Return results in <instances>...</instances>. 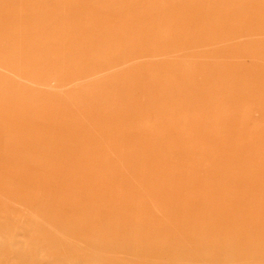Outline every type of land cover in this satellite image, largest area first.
<instances>
[{
    "label": "rangeland",
    "instance_id": "rangeland-1",
    "mask_svg": "<svg viewBox=\"0 0 264 264\" xmlns=\"http://www.w3.org/2000/svg\"><path fill=\"white\" fill-rule=\"evenodd\" d=\"M240 263L264 0H0V264Z\"/></svg>",
    "mask_w": 264,
    "mask_h": 264
},
{
    "label": "crops",
    "instance_id": "crops-1",
    "mask_svg": "<svg viewBox=\"0 0 264 264\" xmlns=\"http://www.w3.org/2000/svg\"><path fill=\"white\" fill-rule=\"evenodd\" d=\"M63 240L66 242V244H68L69 246H71L72 249H75V252L81 253V251L78 248H76V246L72 243L71 240H69V239H67L65 237H64Z\"/></svg>",
    "mask_w": 264,
    "mask_h": 264
},
{
    "label": "bare ground",
    "instance_id": "bare-ground-1",
    "mask_svg": "<svg viewBox=\"0 0 264 264\" xmlns=\"http://www.w3.org/2000/svg\"><path fill=\"white\" fill-rule=\"evenodd\" d=\"M77 248V247H76ZM79 249V248H78ZM75 251V249H73ZM194 259V258H193ZM241 264V263H240Z\"/></svg>",
    "mask_w": 264,
    "mask_h": 264
}]
</instances>
